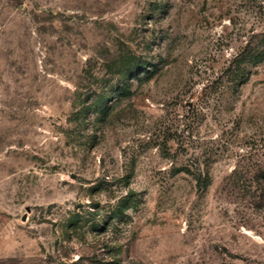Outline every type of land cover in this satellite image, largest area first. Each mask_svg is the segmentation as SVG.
<instances>
[{
    "label": "rangeland",
    "instance_id": "1",
    "mask_svg": "<svg viewBox=\"0 0 264 264\" xmlns=\"http://www.w3.org/2000/svg\"><path fill=\"white\" fill-rule=\"evenodd\" d=\"M0 264H264V0H0Z\"/></svg>",
    "mask_w": 264,
    "mask_h": 264
}]
</instances>
